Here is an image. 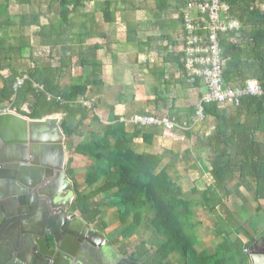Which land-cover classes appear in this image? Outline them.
Instances as JSON below:
<instances>
[{"label": "trees", "instance_id": "obj_1", "mask_svg": "<svg viewBox=\"0 0 264 264\" xmlns=\"http://www.w3.org/2000/svg\"><path fill=\"white\" fill-rule=\"evenodd\" d=\"M10 1L4 0L0 5V16L8 15ZM13 1L20 6L36 5L38 8L43 3V0ZM98 1L58 0L60 22L58 25L40 27L37 33L40 44L51 50L63 45L74 28L71 16L84 3ZM226 1L231 7L230 15L240 23L238 37L242 39L234 41L236 33L221 36V48L226 59L224 81L228 83L230 77L238 75L243 78L241 84L244 85L249 73L250 78L259 82L264 93V2ZM103 5L104 21L112 23L114 18L110 14V1L106 0ZM24 46L20 40V46L15 51L12 47L8 48L6 41L0 37V66L8 67L7 62L14 57L20 60ZM83 56L82 53L80 57H61L55 68L50 64L41 65V68L35 66L29 75L30 79L16 91L14 84L23 74L11 75L3 80L0 89V104H6L2 108L8 106L15 109L18 115L29 120L41 121L46 117L61 115L59 127L65 137L66 152L72 156L68 162L77 156L91 163L84 180L86 189L93 188L88 194L80 192L73 171L67 169L76 195L72 212L80 213L88 225L104 230L108 224L99 222L103 209L115 210V218L123 228L120 234L123 244L119 243V251L123 257L139 264H169L168 258L172 254L179 256L178 264H249V254L245 251H249L256 238L249 235L244 224L241 225L230 216L225 217L224 221L221 219L222 224L217 233L221 241L216 244L214 254L209 256L200 252L195 234L201 224L193 209L203 207L205 211L213 213L217 207H221L224 211L223 200L229 197L228 185L233 180H238L246 189L247 180H254L255 202L264 200V142L260 138L264 135V95L244 97L239 107L228 106L223 110L217 105L204 107L206 118L213 119L215 123L214 132L197 144L205 145L213 154L216 153L210 162L209 172L214 188H209L201 195L193 190V197H189L173 183L167 170L160 169L163 155L138 154L135 151L134 141L138 137L142 138L143 143L152 145L154 135L144 134L141 130L128 133L124 123L114 115L113 108L108 125L102 127L96 114V104H82L88 102L87 94L92 88L102 84L99 79L101 67L93 66L90 77H80L72 80L69 87H60L61 73L77 65L73 63V58H81V67L89 64ZM243 61L245 63L241 66ZM34 84L42 87V90L35 88ZM199 85L197 82L194 86ZM24 106L29 110L28 113L22 110ZM192 114L195 115L194 109ZM92 123L102 127V130L92 127ZM76 138L79 140L77 144L74 143ZM187 155L184 153L185 157ZM102 180L103 183L95 187ZM100 196L106 199L103 205L98 204ZM260 212L262 209L259 207L257 213ZM232 234L236 235L234 239ZM135 235L141 239V243L132 248ZM146 235L157 239L160 245L156 249L148 246L144 242ZM240 236L247 241L241 240ZM130 246L132 249L129 253L127 249Z\"/></svg>", "mask_w": 264, "mask_h": 264}, {"label": "crops", "instance_id": "obj_2", "mask_svg": "<svg viewBox=\"0 0 264 264\" xmlns=\"http://www.w3.org/2000/svg\"><path fill=\"white\" fill-rule=\"evenodd\" d=\"M105 1L84 3L83 7L71 16L74 28L70 30L66 42L53 50L40 44L37 33L40 27L59 24L58 0H43L39 8L36 5L20 6L13 0L10 1L8 15L0 16V37L6 41L8 48L12 47L15 51L20 46V40L25 46L20 60L14 57L7 62L8 67L0 66V89L3 87V80L11 75L19 73L29 78L35 66L41 68V65L50 64L55 68L61 57H80L83 53L85 61L89 64L81 67V58H73V63L77 65L61 73L60 87H69L74 79L90 77L93 66L101 67L99 79L102 84L92 88L87 94V101L96 104V114L101 125H108V117L113 108L114 115L124 123L128 133L141 130L144 134L155 136L152 145L143 143L142 138L138 137L134 141L135 151L138 154L163 155L161 169L167 170L170 179L186 196L193 197V190H197L201 195L209 188L213 189L214 182L209 172L210 162L216 153L213 154L210 148L197 142L204 141L214 132L215 123L206 116L202 123L197 122L196 109L204 96L201 93L202 86L195 87L196 83L192 86L187 84L182 66V11L187 0H109L110 14L114 18L112 23L104 21ZM2 4L3 2H0V5ZM262 9L264 10V5ZM238 36L236 33L233 40L240 41L242 38ZM224 61L226 62L225 58ZM244 63L241 62V66ZM247 74L249 76L247 75L246 82L255 81L259 84L256 79L250 78L251 74ZM20 77L22 76L18 78ZM230 78L229 82L225 83L232 88L240 87L244 81L238 75ZM35 86L38 85L34 84ZM0 105L4 107L6 104ZM226 107L228 106H221L219 109ZM25 108L27 109L24 106L22 110ZM193 109L195 115L191 116ZM11 113L20 116L15 109H11ZM139 116L170 119L177 128L165 130L155 126L136 125L133 120ZM198 124L213 126L209 131L195 132L193 128ZM185 138L194 139L192 145L188 144L189 141L186 142ZM260 138L264 142V135ZM78 142L77 138L74 139L75 144ZM184 153L189 155L185 157ZM78 159L84 160L81 157H73V161H79ZM185 181L189 182L190 187ZM202 181L206 184L203 189L198 188ZM247 183L248 189L238 180H233L228 185L229 197L223 200L224 211L217 207L210 213L203 207H196L195 210L201 209V212L206 214L205 220L197 218L201 227L196 232L195 239L200 252L209 256L214 254L216 244L221 241L217 236L221 221L230 216L241 225L244 224L249 235L256 238L252 246L258 252L264 253V200L256 203V182L248 179ZM259 207L262 212L257 213ZM90 227L96 230L94 226ZM240 239L247 241L243 236H240ZM107 241L122 256L119 247L113 245L111 239ZM171 256L175 264H178L179 256Z\"/></svg>", "mask_w": 264, "mask_h": 264}, {"label": "water", "instance_id": "obj_3", "mask_svg": "<svg viewBox=\"0 0 264 264\" xmlns=\"http://www.w3.org/2000/svg\"><path fill=\"white\" fill-rule=\"evenodd\" d=\"M54 117L0 116V264H139L120 256L75 214L61 210L59 221L25 223L28 191L43 178L55 179L47 189L49 199L66 191L70 202L73 197L64 171L65 137ZM249 264H264V253L252 246Z\"/></svg>", "mask_w": 264, "mask_h": 264}, {"label": "built area", "instance_id": "obj_4", "mask_svg": "<svg viewBox=\"0 0 264 264\" xmlns=\"http://www.w3.org/2000/svg\"><path fill=\"white\" fill-rule=\"evenodd\" d=\"M231 7L226 0H187L182 11L183 59L182 66L185 81L189 85L199 82L207 93L201 98L197 109V122L205 120L204 107L217 105L239 107L244 97H262L261 86L248 81L240 87L232 88L223 78L224 57L221 48V36L239 33L240 23L230 15ZM29 80L27 76L18 78L14 90L20 89ZM42 90L41 87L35 86ZM84 106H91L83 102ZM11 113L9 107L0 106V116ZM140 126H155L173 130L177 125L166 118L139 116L133 120ZM245 253H249L248 250Z\"/></svg>", "mask_w": 264, "mask_h": 264}, {"label": "rangeland", "instance_id": "obj_5", "mask_svg": "<svg viewBox=\"0 0 264 264\" xmlns=\"http://www.w3.org/2000/svg\"><path fill=\"white\" fill-rule=\"evenodd\" d=\"M4 0H0V2H3ZM201 93L203 94V95H205L206 93H207V90H206V88L205 87H201ZM24 111L25 112H29V110L28 109H24ZM14 112V111H13ZM52 118H55L54 117V115L53 116H51ZM57 118H58V120H59V123H60V121H61V115H58V116H56ZM209 120H211V119H209ZM208 123H210L209 121H207ZM212 123V122H211ZM93 125V124H92ZM211 126H213L212 124H208V125H206V124H202V125H197V126H195L194 128H193V130L196 132H201V131H209L208 129H210V127ZM93 127H97V128H99L100 130H102L101 128L103 127H98V126H93ZM177 135H182V134H177ZM200 135V134H199ZM187 141L186 142H188L189 141V143L188 144H190V145H192L191 144V142L192 141H194V139H187V138H185ZM70 157H72L71 155H69L67 152H66V167H67V169L68 170H72L73 171V178H74V180L78 183V185L80 186V192L82 193V194H88L90 191H92V189L93 188H91V189H86L85 188V184H84V180H85V176H86V174H87V172L89 171V168H90V166H89V162L87 161V160H80V159H78L79 161H73L72 160V162H68L69 161V158ZM65 167V168H66ZM162 167V166H161ZM161 167H160V169H161ZM103 183V180L101 181V182H99L98 184H97V186H95V187H99L101 184ZM187 186H188V184H189V182H187L186 183V181L184 182ZM94 187V188H95ZM188 187H190V185L188 186ZM204 187H206V184H205V181H202V183L201 184H199V187L198 188H201V189H203ZM196 198V197H195ZM106 202V199H104L103 198V196H100L99 198H98V204L99 205H103L104 203ZM196 208H194L193 209V211H194V214L196 215L195 217H196V219L198 218H200V219H203V220H205V215H204V213H202L201 211V209H197V210H195ZM75 215H77L80 219H83V216H81V214L80 213H78V212H76V213H74ZM115 215H116V213H115V210H106V209H103V211H102V213H101V217H100V219H99V222L101 223V222H105V223H107L108 224V228L107 229H104V230H101L100 228H97V227H95L96 228V230L97 231H99L100 232V234H102L107 240H112V243H114L115 245H116V247L118 248L119 247V250H120V245L121 244H123V240L121 239V237H120V234H121V232H122V230H123V228L121 227V226H118V221L115 219ZM84 220V219H83ZM137 236L135 235L134 236V238L132 239V241H133V243H132V248H134V247H136V246H138L140 243H141V239L139 240V239H137L136 238ZM153 237H150V235H146L145 237H144V242L148 245V246H151L153 249L155 248H157L159 245H160V243H159V241L156 239V240H154V239H152ZM234 238V237H233ZM142 239H143V237H142ZM119 243H121V244H119ZM124 247V246H123ZM131 246H130V248L129 249H127V252H129L131 249ZM130 253V252H129ZM168 263L169 264H175V260H174V258L171 256V257H169V259H168Z\"/></svg>", "mask_w": 264, "mask_h": 264}, {"label": "flooded vegetation", "instance_id": "obj_6", "mask_svg": "<svg viewBox=\"0 0 264 264\" xmlns=\"http://www.w3.org/2000/svg\"><path fill=\"white\" fill-rule=\"evenodd\" d=\"M66 167V165H65ZM65 174L67 176V167L64 168ZM67 179L70 181V188L73 192V197L70 199L68 198L69 192L66 191L65 193L59 194L54 200H51L47 197L48 186L53 183L55 179H47L46 177L42 179L41 183L37 185L36 188L30 189L27 194V201L30 207H27L29 210V214L27 215V220H25L26 224H46L51 219H55L59 221V213L60 211H66L69 216L74 215L72 212L73 202L76 198L74 194V188L71 180L67 176ZM70 202V203H69ZM69 203V205H67ZM69 206V207H67ZM90 226V225H89ZM51 240V239H50Z\"/></svg>", "mask_w": 264, "mask_h": 264}]
</instances>
